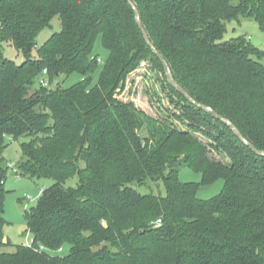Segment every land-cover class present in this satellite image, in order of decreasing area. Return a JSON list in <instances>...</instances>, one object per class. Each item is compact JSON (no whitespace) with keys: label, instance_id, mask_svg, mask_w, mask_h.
Masks as SVG:
<instances>
[{"label":"trees","instance_id":"1","mask_svg":"<svg viewBox=\"0 0 264 264\" xmlns=\"http://www.w3.org/2000/svg\"><path fill=\"white\" fill-rule=\"evenodd\" d=\"M54 17L59 31L36 47ZM240 18L264 31V0H0V264H264V51L245 36L223 40ZM98 37L107 57L94 83ZM143 62L161 73L186 130L115 98ZM44 70L49 81L82 79L51 89ZM23 139L13 175L53 183L25 211L31 244L8 251L3 153ZM183 166L200 183L182 182ZM217 180L218 195L198 198Z\"/></svg>","mask_w":264,"mask_h":264},{"label":"rangeland","instance_id":"2","mask_svg":"<svg viewBox=\"0 0 264 264\" xmlns=\"http://www.w3.org/2000/svg\"><path fill=\"white\" fill-rule=\"evenodd\" d=\"M59 29L60 21L58 17H54L51 21L50 28H46L38 34L36 38V47L40 46L53 32H57ZM238 36H245L253 46L260 51H264V31L259 28L254 20L240 18L238 21L227 22L223 40H229ZM3 52L6 57L17 63L20 62L21 56L12 46L4 44ZM92 55L96 56L98 60V67L93 73V81L95 83L98 79L102 64L107 57V52L102 47L100 37L95 41ZM261 62L264 64V58L261 59ZM41 77H43L44 82L51 89L57 87H70L82 79L80 73H73L68 77L59 75L52 81H49L47 75ZM39 79L36 80L34 86H37ZM34 89L35 87L30 91L31 94L35 91ZM115 98L124 103H132L138 111L143 112L159 123L166 124L169 127L176 126L184 130L187 129L184 124L173 117V114L176 113V109L168 96L167 89L162 85L161 73L156 71L150 63H141L134 72L128 75L124 84L120 85L116 90ZM197 135L201 136L199 134ZM22 141H26V139L11 142L3 153L10 168L4 182V188L7 193L3 200V216L8 222L4 227L3 234L5 239H8L11 243L10 246L5 248L8 251L14 250L13 245L22 244L29 246L31 244V235L24 219L25 211H29L34 207L42 191L53 183L51 179L47 178H27L13 175V169L21 159L22 154L19 144ZM209 157L216 158L217 160L223 159V157L215 151H211ZM179 179L182 182L200 183L201 175L183 166L179 169ZM76 182L77 178L72 177L65 182V186L74 187ZM222 187V180H217L210 186H200L197 196L202 200L211 199L221 192ZM137 189L141 193H148L150 189H152L154 193H157L158 190L163 191V187L159 183L150 185V189ZM67 250L68 246H64L59 252H53L52 254L63 255Z\"/></svg>","mask_w":264,"mask_h":264},{"label":"water","instance_id":"3","mask_svg":"<svg viewBox=\"0 0 264 264\" xmlns=\"http://www.w3.org/2000/svg\"><path fill=\"white\" fill-rule=\"evenodd\" d=\"M127 1H129V0H127ZM131 6H132V8H133L134 11H135L136 21H137V24H138V28H139V30L142 32V34H143V36H144V38H145V41L149 44V46H150L151 48H153V45L150 43L149 38H148V36H147V34H146V32H145V30H144V28H143V26H142L140 20H139V14H138L137 10L134 8V6H133L132 4H131ZM157 57L163 62V60H162V58H161V56H160L159 54H157ZM166 77L168 78L169 83H170V85H171L173 88H175V89H176L179 93H181L182 95L188 97V95L186 94V92H184V91L182 90V88H181L180 86H178V84L174 81V79L172 78L171 73H170V71H169L168 68H166ZM205 109H206V110H210L209 108H205ZM213 115H214L216 118H219V116H218L216 113H213ZM224 121H225V120H224ZM225 122L230 126V128H231L232 131L235 133V135L245 143V141L242 139L240 133L235 129V127H234L230 122H228V121H225ZM259 154L264 156V152L259 153Z\"/></svg>","mask_w":264,"mask_h":264},{"label":"built area","instance_id":"4","mask_svg":"<svg viewBox=\"0 0 264 264\" xmlns=\"http://www.w3.org/2000/svg\"><path fill=\"white\" fill-rule=\"evenodd\" d=\"M44 75H46V71H45V70H44L43 73H42V76H44ZM39 83H40L41 85L46 86V83L44 82L43 77H41V79L39 80ZM39 249L42 250L43 247L41 246V247H39Z\"/></svg>","mask_w":264,"mask_h":264}]
</instances>
